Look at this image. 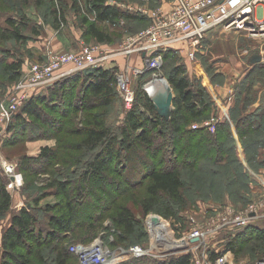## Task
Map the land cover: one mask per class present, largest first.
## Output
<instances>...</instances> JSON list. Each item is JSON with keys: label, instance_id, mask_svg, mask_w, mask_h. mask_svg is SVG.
Instances as JSON below:
<instances>
[{"label": "rangeland", "instance_id": "obj_1", "mask_svg": "<svg viewBox=\"0 0 264 264\" xmlns=\"http://www.w3.org/2000/svg\"><path fill=\"white\" fill-rule=\"evenodd\" d=\"M56 1L59 3L63 0ZM64 1L70 2L71 4L73 0ZM79 1L83 8L77 10L71 5L66 7V21H62L58 25L50 9V0H0V46L10 50L8 53L9 58L0 61V182L5 184L7 191L12 196L10 210L5 216L0 218V248L2 254L3 233L9 227L14 212L19 211L21 207L28 206L29 202L32 204L31 212L38 217L37 230L43 225L48 227V216L44 210L47 204H56L58 202V206L52 212L57 209H67L64 205V199L61 200L63 198L62 195L51 184L56 181H65L68 184V190L73 191L74 187L79 183V177L93 154L92 152L88 153L90 151L86 150V148L80 149L84 138L83 131L85 124L96 114H100L101 117L104 114L105 122L113 129V134L121 135V128L126 124L125 118L129 111L135 108L137 109L136 111L143 112L146 115L151 114L145 102L146 96L148 95L150 97L148 83L154 79H160L163 80L164 90L167 91L169 88L173 93L170 115L167 117L165 114L160 113L155 103L154 105L156 111L161 116L169 119L174 109V98L176 95L175 90L168 80V76L171 73L170 71L173 65L176 63L177 65L182 64L185 66V73L188 68L189 73L198 84L215 83L213 86L214 89L210 91L211 107L203 112L202 118L195 119L190 116L188 118L189 122L185 124L188 129L190 127L194 130L200 128L206 129L210 133H215L218 124H221L229 116V110L227 111V108H225L228 105L219 109L220 106L218 103L222 101L221 105H225L224 101H226V99L219 98L220 86L225 88L230 85L228 92L231 90L235 94L236 90L237 94L236 84L240 82L239 80L244 77L245 72L250 68L251 60L249 57L251 52L254 51L255 54L257 52L260 54L261 50L258 48L264 47V40H252L243 33L216 28L219 32H223L222 35H227L224 36L219 44L216 43L208 47L204 46V53L198 52L194 57H190L187 48L181 46L180 48L172 49L176 52V59L168 58L165 61L162 57L159 65L149 67L142 53L134 52L131 55H123L120 52L123 46H128L126 43L127 38L135 34L130 33L132 29H123L122 27H119L121 28L119 29L115 26H108V30L116 40L110 44L97 43L95 40L87 38L84 31L85 26L81 20L88 12L84 7V0ZM116 1L119 4H124L123 6L119 5L123 10H130L132 7H142L151 11L157 9L168 11L174 3V0ZM11 16H16L19 19L16 25L19 32L26 35V40H17L15 37H10L12 26L9 23V19ZM88 16L90 19H93L92 14H88ZM20 18L25 22H20ZM150 19L151 22L149 20H143L132 23L133 31L148 28L154 22L152 17ZM83 43L84 46L99 45L102 51L113 54L112 58L108 60L109 65L115 66L116 64V67H114L116 71V82L114 86L117 94L112 103L102 107L99 105L81 112L73 111L67 116L63 124L60 121V126L63 125L61 129L59 128L60 126L49 127L50 125L44 124L36 118L28 121L27 117L25 121L32 122L31 124L10 131V121L18 113L17 110L13 116L8 117L11 104L15 100L20 102V99L23 97H30L35 92L31 91L34 89L33 69L35 65L46 64V60L52 54L62 55L71 52H80ZM18 60L22 62L20 78L19 80H12L10 74L6 73L4 67L6 64L17 62ZM237 62L238 64L241 62V64L236 66L238 65ZM261 62L264 65V60ZM251 75L253 77L249 83L252 84V87L246 86L239 93L240 101L238 104H240L241 109H243V105L246 107L247 103H251V101L246 100V95H249L255 102L264 100V69L254 70ZM212 77H215V80H212ZM120 78H128L131 83V88L135 91V99L130 108H127L123 102ZM211 83L210 85H213ZM26 100L23 101V104ZM254 103L251 105L248 104L245 109L247 110L249 108L248 111L252 110ZM44 107L51 112L52 116L56 113L53 111L55 108L50 109L47 106ZM246 110H244V113ZM217 116H220L222 119L218 124L213 123L212 125L205 126L207 120H212ZM13 121L15 125L19 123L17 119ZM58 128L60 130L57 131ZM249 135V137L243 139L246 143L245 150H240L237 155L242 157L241 159L247 167V172H251V179L246 180L245 184L236 182L235 187H230L228 184L227 186L225 185L226 177H220L219 175L215 177L213 175L212 180L220 177L221 182L216 184L220 188H225L224 191L222 189L221 192H209L212 193L210 196H201L197 193L194 199L185 193V202L174 204L168 217L162 216L157 212H150L146 217H143L138 202L146 195V186L148 183L146 176L143 173L141 174V171L144 169V173L147 172L145 164L149 159L148 155L150 157L149 164L170 166V161L174 159L175 163L182 168L183 166L189 165L192 161L190 160L189 150L192 149L190 146L194 135H189L185 138L181 137V141L179 140L178 143L176 138L173 140L172 136H169L167 130H164L163 133L159 132L156 135L157 139L155 140L153 148H149L146 151L148 155L144 151L145 149H142L143 147L138 148L137 146L128 151L125 148L122 149V156L117 161V164H120L121 171L116 173L111 170L105 177L92 178L91 185L88 188L90 190L89 195L81 206H76L78 212L87 214V211H95L97 213L99 210L97 204L99 202H105L107 205L102 210L104 211L102 213L103 217L95 218L96 226L94 227H91L85 221L84 224L75 225L74 228L63 229L60 237L55 239V243L60 244V246H65L70 250L72 256L68 264H81L82 262L78 252L72 249L77 245L83 247L93 246L92 248L95 251H103L104 255L108 257L110 255L111 257L120 256L115 264H122L125 260L130 259H125L124 254L136 244H140L144 249L153 251V253L146 256H151L160 261H165L172 256L191 252L193 253L192 264H215L216 260L214 263L210 260L211 253L217 252L218 255L221 254L226 249L224 248L223 237L228 233L234 234L237 229L233 225H227V227L222 226L217 231L207 232L209 230L208 228L218 224L220 225L223 218L233 219L237 215H241L250 209H255L256 206L259 207L258 210L264 212V206H260V202L264 199V140L260 141L257 151H254L253 145L255 144L253 140L258 139L260 135L255 136L257 138L253 140L251 139L252 135ZM196 138H200V135ZM196 140L200 142V145H196L195 149L191 151H204L206 146H203V141L201 139ZM46 145L56 150V156L46 163H42L41 161L37 162L36 159L40 156L41 147ZM137 145L139 144L137 143ZM163 147L166 149L164 152ZM26 156L34 159L27 169L22 166V161ZM234 156H236V153H233ZM129 163L133 165L128 166ZM133 166H136L137 170ZM9 167L12 171L8 169ZM112 167L114 166L112 165ZM199 171L203 172L204 170L200 169ZM232 172L233 174L235 173L234 176H237L236 174L239 171L234 169ZM184 173L187 175L189 172L185 170ZM12 174L18 176L20 179V183L15 180L16 184L19 183L16 189L12 188L10 178ZM198 176L204 175L199 174ZM205 177L208 178L210 176ZM110 178L115 180V184L106 186L108 183L107 179ZM100 188L102 190L106 189L105 191L109 194L103 200H101ZM240 189L242 196L236 194V190ZM213 196H216V198ZM116 202L118 205L128 204L135 207L136 216L140 219V224L142 218L144 219L143 224L147 236L140 235L141 230H139L137 233L128 237L125 243L119 242L116 245L115 243L113 244L116 238L118 240L119 236L116 235L118 227L112 219V214L115 213L114 208L117 205ZM108 204L110 205L108 206ZM150 216L153 218L156 216L167 223L171 233L170 235H172L171 239L173 240L167 242L168 245H163L165 242L161 240L157 233L154 235L151 234L147 222ZM260 220L261 225L264 226V218ZM197 233H201L199 235L200 239ZM153 237H158L161 242L154 241L153 243ZM195 238L197 240L194 241ZM255 242L256 244L260 243L259 245L264 248V240L261 239ZM41 247L42 249L44 248V251L47 250L46 255L48 259L40 264H52V251L50 252L46 248V243H43ZM100 247H102L101 250L97 249ZM263 253L264 250L254 249V247L243 249L238 255L234 252L231 253L228 256V261L224 264H249L261 257ZM2 254H0V264H4ZM33 256L35 260L36 257L34 254Z\"/></svg>", "mask_w": 264, "mask_h": 264}, {"label": "trees", "instance_id": "obj_2", "mask_svg": "<svg viewBox=\"0 0 264 264\" xmlns=\"http://www.w3.org/2000/svg\"><path fill=\"white\" fill-rule=\"evenodd\" d=\"M84 4L88 14L94 16L93 19H90L88 14L82 17L81 22L85 26V35L97 43L110 44L116 41L113 34L108 30V26L128 28L132 29L130 33H137L142 28L133 31L132 23L143 20L151 22L150 16L128 9L123 10L118 5L109 4L108 0H84ZM70 5L77 10L83 8L79 0H73L71 4L64 0L59 3L56 0H50V9L58 25L62 21H66L65 8ZM17 20L19 19L16 16H11L9 19V23L12 26L10 37H15L17 40H26V35L21 34L17 28ZM23 21L20 18V22ZM172 49L175 48L162 50L165 61L168 58L176 59V52ZM9 52L8 48L0 46V61L9 58ZM114 67H116V64L115 66H98L80 70L41 86L27 98L18 113L13 116V120L17 119L19 123L15 125L14 121L11 120L10 131L31 124L32 122L28 121L34 120V118L50 125L49 127H59L61 125L60 121L63 124L67 116L73 111L81 112L99 105L101 107L109 105L117 94L114 86L116 82ZM184 67L182 64L177 65L175 63L173 68H170L171 73L168 76V80L175 90L176 96L174 98V109L169 119L161 116L156 111L154 102L147 95L145 102L151 114L146 115L143 112L136 111L137 109L135 108L129 111L125 118L126 124L122 126L121 135L119 136L116 133L113 134V129L105 122L104 114L102 117L100 114H96L85 124L84 138L80 149L86 148V150L90 151L88 153L92 152L93 154L79 177V183L74 187L73 191L68 190V184L65 181H56L51 184L62 195L63 198L61 200L64 199V205L67 209H57V212H52L58 206V202L56 204H47L44 210L48 216V227L43 225L38 230V217L31 212L32 204L30 202L28 206H23L19 211L14 212L9 227L3 233V254L0 248L4 264H40L45 262L48 257L46 255L47 250L44 251V248L42 249L41 247L43 243H46V248L50 252L52 251V264H68L72 256L70 250L55 243V239L60 237L63 229L74 228L75 225H82L85 221L91 227L96 226L95 218L103 217L102 213L104 211L102 210L107 205L105 202H99L97 204L99 207L97 213L95 211H87V214H84L76 210V206H81L89 195L90 190L88 188L91 185V179L94 177H105L111 170L119 173L121 168L117 161L122 156V149L125 148L128 151L138 146V148L143 147L142 149H145L144 151L146 152L149 148H153L157 139L156 135L159 132L163 133L164 130H167L173 140L176 138L177 142L181 141V137L185 138L189 135H194L190 148L195 149L196 145L199 146L200 142L196 139H201L206 149L201 152L189 150L190 160L193 162L191 161V165L189 163L183 168L177 165L174 159L170 161V166L149 164L150 157L146 152L149 158L145 164L147 172L144 173L143 169L141 174L143 173L146 176L148 184L146 186V195L138 202L143 217H146L150 212H157L162 216L168 217L174 204L185 202V193L194 199L197 193L201 196H210L212 193L209 192H221L222 189L224 191L225 188H220L216 184L221 182V176L227 178L225 185L227 186L228 184L230 187H235L236 182L245 184L246 180L251 179V172H247V167L241 159L242 157L238 156L237 153L242 149L245 150L246 143L243 139L249 137V134L252 135V140L257 138L255 136L260 135L258 139L253 140L255 144L253 145L254 151H257L260 141L264 140V100L255 102L249 95H246L247 99H245L251 101V103L246 104V107L248 104L251 105L255 102L254 108L248 111L249 108L246 110L245 105L241 109L240 104H238L240 101L239 93L246 86L252 87V84L249 83L253 77L251 74L254 70L264 69L263 63L254 64L252 68L245 72L244 77L239 80L240 82L236 84L237 94L235 90L234 103L229 108V116L221 124H218L215 133H210L206 129L198 128L194 130L191 127L189 129L186 128L185 124L189 122L188 118L190 116L199 119L203 112L211 107L210 91L214 89L215 83L210 82L213 85H210V83L198 84L189 73L188 68L185 73ZM4 69L6 73L10 74L12 80H19L22 62L18 60L17 62L8 63ZM211 79L215 80V77ZM44 106L50 109L55 108L53 111L57 114L55 113L52 116L51 112L46 110ZM244 110H246L245 113ZM27 117L28 121L26 122L25 118ZM62 126L59 128L61 129ZM49 127L47 128L49 129ZM59 128L57 131L60 130ZM199 135L200 138H196ZM165 150L163 147V152ZM233 153H236V156L233 157ZM54 156H56V150L46 145L41 147L40 156L36 161L46 163ZM33 161V158L26 156L22 161V166L27 169ZM131 165L133 164H128V166ZM133 168L137 170L136 166H133ZM200 169L204 171L200 172ZM234 169L239 171L236 174L238 177L234 176L235 173L233 174L232 172ZM185 170L189 172L187 175L184 173ZM199 174L204 176H198ZM213 175L215 177L219 175L220 177L212 180ZM205 176L210 177L207 178ZM235 177L237 178L235 179ZM206 178L207 180L205 181ZM107 180L106 186L115 184L113 178ZM105 190L100 188L101 200L106 195H109ZM236 191V194L241 195V189ZM213 197L216 198V196ZM37 202L39 203V201ZM11 205L12 196L7 191L5 184L0 182V218L6 215ZM114 209L115 213L112 214V219L118 227L116 235L119 236L118 240L116 238L113 244L125 243L128 237L139 230H141L140 235L147 236L143 224L144 219L142 218L140 224V219L136 216L135 207L128 204L118 205L117 203ZM82 214L83 216H81ZM261 239L264 240V226L249 224L243 230H236L234 234H226L223 237V242L224 248H228L238 255L243 249H250L251 247L264 250L263 246L259 245L260 243L256 244L255 242ZM33 254L36 257L35 260L33 259ZM217 256V252L211 253L210 260L212 263H214ZM192 263L193 253L191 252L172 256L165 261H160L151 256H141L122 262V264Z\"/></svg>", "mask_w": 264, "mask_h": 264}, {"label": "built area", "instance_id": "obj_3", "mask_svg": "<svg viewBox=\"0 0 264 264\" xmlns=\"http://www.w3.org/2000/svg\"><path fill=\"white\" fill-rule=\"evenodd\" d=\"M109 4L120 5L116 0H108ZM131 11L147 14L154 19V22L148 28L142 29L139 32L129 36L126 40L127 47L121 48L123 55H131L134 52L142 53L146 59V64L157 66L162 61V50L169 48H187L190 57H194L195 53L203 48L207 34L216 28H222L227 31H236L243 33L252 40H264V0H174L172 8L168 11L163 9L149 10L146 8H130ZM94 18V16H93ZM80 52H71L67 54H52L46 60L44 65H35L33 69V84L36 91L41 86L51 83L52 81L71 73L98 67L108 66L109 59L112 58L111 52H104L99 45L81 46ZM260 49L261 59L264 60V47ZM122 77V76H121ZM125 77V76H123ZM122 99L127 108L133 105L135 99V91L131 88L130 80L127 78V84L121 82ZM149 92V91H148ZM233 92L230 93L231 99ZM29 98L25 96L20 99V102L15 100L9 109L8 117L10 118L23 104V101ZM214 120V122H212ZM222 120L220 116L207 120L205 126L218 124ZM11 170V168H8ZM12 171V170H11ZM13 177V179L11 178ZM12 188L16 189L20 183V179L16 175L10 176ZM19 183H15V179ZM260 206H264V199L260 202ZM255 209H250L241 215H237L233 219L223 218L221 224L211 226L208 231H217L222 226L233 225L237 231L252 221H259L264 218V212ZM153 217H149L148 226L151 234L157 233L160 236L161 229H158L152 223ZM161 220V219H160ZM261 221V220H260ZM201 233H197L198 238ZM154 241H160L158 237H153ZM87 249L80 245L74 246L72 249L78 252L82 262L81 264H115L118 257H108L104 252L93 253L88 256V253H80V249ZM153 251L144 249L140 244H136L124 255L125 259L137 258L150 255ZM233 253L232 250L226 248L216 258L215 264H224L228 261V256ZM249 264H264V253L261 257Z\"/></svg>", "mask_w": 264, "mask_h": 264}, {"label": "crops", "instance_id": "obj_4", "mask_svg": "<svg viewBox=\"0 0 264 264\" xmlns=\"http://www.w3.org/2000/svg\"><path fill=\"white\" fill-rule=\"evenodd\" d=\"M222 33L223 32H219L218 31V29H215V30H213V31H211V32H209L208 34H207V36H206V39H205V41H204V46H206V47H208V46H212V45H214V44H219L220 42H221V40H223V38H224V36L225 35H227V34H225V35H222ZM239 33V32H238ZM203 46V48H201V49H199L197 52H201V53H204V47ZM197 52L195 53V55H197ZM258 57H259V59H258ZM250 68H252L253 66H254V64H257V63H263V62H261L263 59H261L262 57L260 56V54H258V52H257V54H255L254 53V51H252L251 52V54H250ZM249 58H248V60H249ZM237 64H238V62H237ZM239 64H241V62L239 63ZM239 64L238 65H236V66H239ZM249 68V69H250ZM230 87V85L229 86H227V87H225V88H223V86H220V89H219V98H223L224 100L226 99V101H224L225 102V105H221L222 104V101H220L218 104H219V106H220V108L219 109H222L223 107H225L226 105H228V106H226L225 108H227V111L229 110V108H230V106L234 103V94H233V96H232V98L230 99H228V97L230 96V93H231V90H229V92H228V88ZM230 89V88H229ZM232 89V88H231ZM235 90V89H234ZM254 108V107H253ZM252 108V109H253ZM223 111H224V109H223ZM221 112V111H220ZM221 117H222V115L221 114H219ZM261 221L259 220V221H252L251 223H249V224H255V225H257V224H259V225H261V223H260ZM248 224V225H249ZM247 226V225H246ZM246 226H244V227H241L239 230H243Z\"/></svg>", "mask_w": 264, "mask_h": 264}, {"label": "bare ground", "instance_id": "obj_5", "mask_svg": "<svg viewBox=\"0 0 264 264\" xmlns=\"http://www.w3.org/2000/svg\"><path fill=\"white\" fill-rule=\"evenodd\" d=\"M163 80H160V79H154L153 81H151L150 83H148V91L151 92V94L154 96V97H157L158 95L162 94V93H165V90H164V85H163ZM121 82L124 83V84H127V79H121ZM147 86V85H146ZM15 180L18 181V179L16 178ZM157 216V215H156ZM154 217L152 219V223L154 225H157L156 227L158 229H161V232H160V238L161 240H163L165 242V244H163L164 246L168 245L167 242H171L173 241L171 239V236L170 235V230H169V227L167 225V223L163 222L162 220H160L158 217ZM176 240V239H175ZM162 241V242H163ZM161 242V241H160ZM93 246H90V247H87V249H80V253H88L90 252L91 254H87L88 256L90 255H93V253H99V251H95L93 248ZM102 247L100 248H97L99 250H101ZM103 252V251H102Z\"/></svg>", "mask_w": 264, "mask_h": 264}, {"label": "water", "instance_id": "obj_6", "mask_svg": "<svg viewBox=\"0 0 264 264\" xmlns=\"http://www.w3.org/2000/svg\"><path fill=\"white\" fill-rule=\"evenodd\" d=\"M259 59V57H258ZM150 97L154 101L156 107L160 111V113L165 114L167 117L170 115V108H171V103H172V98H173V93L171 90L165 91V93H162L158 95L157 97H154L151 92H149ZM13 179V177H11ZM197 240V238L194 239V241Z\"/></svg>", "mask_w": 264, "mask_h": 264}]
</instances>
